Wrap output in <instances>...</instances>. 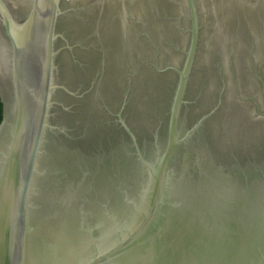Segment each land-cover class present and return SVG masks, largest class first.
Here are the masks:
<instances>
[{
  "label": "water",
  "instance_id": "water-1",
  "mask_svg": "<svg viewBox=\"0 0 264 264\" xmlns=\"http://www.w3.org/2000/svg\"><path fill=\"white\" fill-rule=\"evenodd\" d=\"M0 97V264H264V0H0Z\"/></svg>",
  "mask_w": 264,
  "mask_h": 264
},
{
  "label": "trees",
  "instance_id": "trees-1",
  "mask_svg": "<svg viewBox=\"0 0 264 264\" xmlns=\"http://www.w3.org/2000/svg\"><path fill=\"white\" fill-rule=\"evenodd\" d=\"M2 107H3V103H2V100H1V97H0V121H1V119H2ZM164 126H162L161 127V130H160V134H161V136L163 137V135L165 134V132H164ZM147 136V135H146ZM141 140H142V142L145 140V138L144 137H142L141 138ZM149 140V136H147V140L146 141H148ZM151 141H150V145L152 144V139H150ZM162 140H163V138H162ZM161 140V141H162ZM139 141V140H138ZM160 141V142H161ZM140 143H141V141H139ZM149 145V144H148ZM148 145H147V147H148ZM143 146H145V145H143Z\"/></svg>",
  "mask_w": 264,
  "mask_h": 264
},
{
  "label": "flooded vegetation",
  "instance_id": "flooded-vegetation-1",
  "mask_svg": "<svg viewBox=\"0 0 264 264\" xmlns=\"http://www.w3.org/2000/svg\"><path fill=\"white\" fill-rule=\"evenodd\" d=\"M11 90V89H10ZM257 174V173H256Z\"/></svg>",
  "mask_w": 264,
  "mask_h": 264
}]
</instances>
